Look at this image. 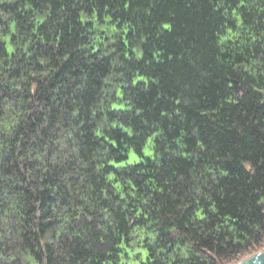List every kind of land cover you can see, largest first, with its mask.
I'll return each mask as SVG.
<instances>
[{"label": "trees", "instance_id": "16d2710c", "mask_svg": "<svg viewBox=\"0 0 264 264\" xmlns=\"http://www.w3.org/2000/svg\"><path fill=\"white\" fill-rule=\"evenodd\" d=\"M259 251L264 0H0V264Z\"/></svg>", "mask_w": 264, "mask_h": 264}, {"label": "water", "instance_id": "95a60500", "mask_svg": "<svg viewBox=\"0 0 264 264\" xmlns=\"http://www.w3.org/2000/svg\"><path fill=\"white\" fill-rule=\"evenodd\" d=\"M262 253H264V251L256 252L250 256H247V257L241 259L240 261H238L235 264H241V261H246L248 258H253V257H254V259H252V264H264V256L261 255Z\"/></svg>", "mask_w": 264, "mask_h": 264}, {"label": "rangeland", "instance_id": "374dc122", "mask_svg": "<svg viewBox=\"0 0 264 264\" xmlns=\"http://www.w3.org/2000/svg\"><path fill=\"white\" fill-rule=\"evenodd\" d=\"M145 152H150V142L148 143V145L145 148ZM133 156V154L131 153V157ZM128 264H139V262L137 260H129Z\"/></svg>", "mask_w": 264, "mask_h": 264}, {"label": "snow or ice", "instance_id": "6c2138e0", "mask_svg": "<svg viewBox=\"0 0 264 264\" xmlns=\"http://www.w3.org/2000/svg\"><path fill=\"white\" fill-rule=\"evenodd\" d=\"M261 255L264 256V253H262ZM252 259H254V257L248 258L246 261H241V264H252Z\"/></svg>", "mask_w": 264, "mask_h": 264}]
</instances>
